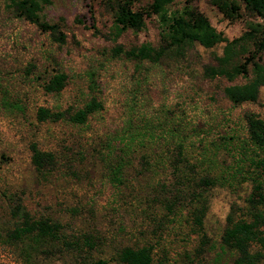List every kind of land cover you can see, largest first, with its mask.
<instances>
[{
	"label": "rangeland",
	"instance_id": "obj_1",
	"mask_svg": "<svg viewBox=\"0 0 264 264\" xmlns=\"http://www.w3.org/2000/svg\"><path fill=\"white\" fill-rule=\"evenodd\" d=\"M186 2L227 40L242 35L249 21L261 22L243 9L226 19L211 0H173L169 12ZM145 3L138 0L135 8ZM40 15L59 25L62 42L0 0V264H77L72 254L45 257L26 242L7 239L18 200L35 215L63 223L67 232L94 231L100 242L95 256L110 258L125 245L151 244L155 264H231L235 253L221 246L231 205L244 207L250 198L264 211L258 164L264 150L249 141L246 120L249 114L264 120V86L255 101L236 104L226 97L225 86L248 78L206 74L225 42L209 48L195 43L182 56L168 53L156 62L131 58L126 51L134 46L161 44L163 25L155 15L145 18L142 29L119 36L104 0H50ZM260 56L264 63V50ZM59 71L66 74L63 88L46 92L43 84ZM91 96L102 108L84 123L71 122L67 114L56 121L36 118L39 107L70 113ZM33 142L55 152L56 171L43 176L35 170ZM125 145L122 180H111L110 168ZM178 149L200 174L217 179L205 190L207 209L199 227L184 200L187 192L176 195L182 201L171 211L164 204L177 182L170 163ZM141 155L151 166L138 174ZM251 252H258L254 264H264V241L253 243Z\"/></svg>",
	"mask_w": 264,
	"mask_h": 264
},
{
	"label": "trees",
	"instance_id": "obj_2",
	"mask_svg": "<svg viewBox=\"0 0 264 264\" xmlns=\"http://www.w3.org/2000/svg\"><path fill=\"white\" fill-rule=\"evenodd\" d=\"M17 17L34 23L41 31L50 32L60 42L64 34L57 23H49L41 19L40 12L44 4L50 0H7ZM112 11L113 33L119 36L123 31L132 29L138 31L145 25V18L155 15L163 25L160 35L161 44L154 47L149 43H142L126 51L133 59L156 62L168 53L182 56L186 48L195 43L209 48L225 42L222 54L215 57L216 64L205 67V72L210 77L222 76L233 80L238 75L248 79L242 84H232L224 87V94L233 103L255 101L261 86H264V63L261 61L260 52L264 50V0H211V3L221 12L223 17L233 20L241 15V10L260 18L261 22L249 21L247 30L237 38L227 40L221 32L217 31L209 19L189 2L179 10L169 12L168 5L173 0H145L141 7L135 8L138 0H104ZM120 51V49H118ZM242 55V60L238 58ZM248 74L250 76L248 77ZM66 81L64 72H56L43 84L46 92L60 91ZM102 108V103L95 97L90 99L83 107L73 111H52L46 107H39L36 118L39 121H56L65 118L73 123H84L94 111ZM248 125V139L258 149L264 150V120L253 114L246 117ZM131 141V140H130ZM114 159L110 168V179L120 181L124 167L125 150ZM30 160L35 170L44 175L51 174L60 165L55 152L43 150L36 143L30 144ZM176 159L170 163V175L177 180L173 186V195L165 200L166 208L171 211L181 202L177 194L187 192L184 199L189 202L193 223L202 225V219L207 209L205 190L216 185V177L209 173L200 174L197 166L192 163L181 149L177 150ZM264 173V156L258 162ZM148 161L141 155L140 168L137 173L147 171ZM254 190L261 195V186L255 183ZM172 191V190H171ZM262 196V195H261ZM178 201V202H177ZM248 204L239 207L231 205L225 217V226L221 235V246L232 250L235 257L231 264H254L258 252H251V245L264 241L262 226L264 225V211L249 198ZM241 210L237 216V211ZM14 219L13 227L8 230V240L26 242L29 248L45 257L54 252L72 254L77 259V264H107L113 260L118 264H155L154 247L151 244L137 246L125 245L119 248L114 256L106 258L95 256L98 251L99 236L94 231L74 230L66 231V225L47 216L35 215L20 200L11 208ZM68 227V226H67ZM100 254V252H99ZM157 264H163L157 262Z\"/></svg>",
	"mask_w": 264,
	"mask_h": 264
}]
</instances>
